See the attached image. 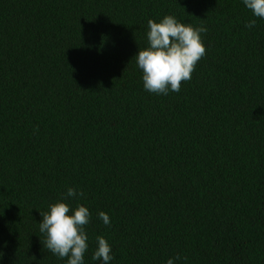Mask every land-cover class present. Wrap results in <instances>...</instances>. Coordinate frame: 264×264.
<instances>
[{"label": "trees", "instance_id": "16d2710c", "mask_svg": "<svg viewBox=\"0 0 264 264\" xmlns=\"http://www.w3.org/2000/svg\"><path fill=\"white\" fill-rule=\"evenodd\" d=\"M165 14L206 27L205 54L157 95L134 54ZM58 199L91 214L84 264L97 235L110 264H264V19L242 0H0V264H66L38 224Z\"/></svg>", "mask_w": 264, "mask_h": 264}, {"label": "clouds", "instance_id": "9594fccd", "mask_svg": "<svg viewBox=\"0 0 264 264\" xmlns=\"http://www.w3.org/2000/svg\"><path fill=\"white\" fill-rule=\"evenodd\" d=\"M242 3L252 16L264 19V0H242ZM255 23L254 19L249 20L245 27L252 28ZM206 31L202 25L193 27L169 14L156 21L148 19L147 45L137 48L134 54L143 89L157 95L179 92L181 83L191 79L197 62L205 54L201 33ZM82 196L83 192L77 189H66L65 198ZM39 214V232L45 236L44 247L60 259L67 258L66 264H84V254L89 248L85 231L91 215L88 208L82 204L70 207L64 199H58ZM97 216L105 226L110 225V218L104 211H99ZM113 258L110 244L97 235L91 255L93 264H110ZM179 259V256L170 257L165 264H175Z\"/></svg>", "mask_w": 264, "mask_h": 264}]
</instances>
